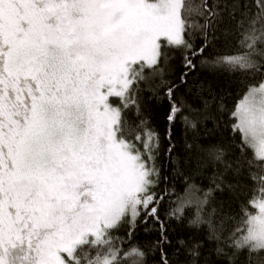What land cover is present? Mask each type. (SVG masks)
Returning a JSON list of instances; mask_svg holds the SVG:
<instances>
[{"label":"snow or ice","instance_id":"1","mask_svg":"<svg viewBox=\"0 0 264 264\" xmlns=\"http://www.w3.org/2000/svg\"><path fill=\"white\" fill-rule=\"evenodd\" d=\"M226 19L244 51L218 49ZM174 53L179 83L164 79ZM146 72L166 88L163 136L143 115ZM197 72L264 76V0H0V264H147L138 244L124 249L115 235L126 228L131 242L139 224L158 233L149 251L161 264H201L206 242L228 264L240 253L264 264V186L250 201L258 213L243 211L232 228L223 205L214 206L253 164L245 147L264 166V81L230 113L240 143L229 159L222 146L199 143V125L213 116L202 95L210 86L189 83ZM182 88L203 106L189 104ZM177 123L185 129L184 170L175 169L182 193L159 163L163 141L169 163H179ZM186 209L205 239H178L171 259V221H184Z\"/></svg>","mask_w":264,"mask_h":264},{"label":"trees","instance_id":"2","mask_svg":"<svg viewBox=\"0 0 264 264\" xmlns=\"http://www.w3.org/2000/svg\"><path fill=\"white\" fill-rule=\"evenodd\" d=\"M221 29L224 30V35H220V39L217 42L218 49L227 52L244 51L242 47L237 44V36L235 32L237 31L234 21L225 20L223 24L220 25ZM259 47V45H258ZM174 59L170 61L169 65L165 68L164 79L179 83V77L181 74V65L179 53H174ZM146 79L142 82L139 92V98L142 103L143 115L147 117L152 125L161 133L163 136L165 129L167 127L166 114L169 108L167 97L165 96L166 88L160 86V77L153 76L150 73H145ZM264 81V76L259 73L256 74H241V73H216L210 74L207 72H197L189 76V83H205L206 86H210L212 95L209 94L208 90H205L202 95L203 98L212 101L209 111L211 112L213 118L205 121L203 124L199 125L202 133V138L199 141L201 146L205 149L210 146L219 145L223 148L229 150V159H232L235 155H238L236 146L240 143V138L238 135L231 131V124L233 120L231 119L230 113L234 110L236 103L242 98V96L247 91L249 85H258L260 82ZM185 93L186 101L193 105L194 107H202L203 103L201 99L194 97L187 93L186 88L181 89ZM155 93V95H154ZM213 95L216 97L213 100ZM223 98L224 110L220 111L218 105L220 104V98ZM187 115L188 113L185 112ZM207 128L210 132H215V135H207L203 133V130ZM173 142L176 144V149L174 150V155L177 157L179 163L178 165L170 164L166 153L163 148H166L167 141H163L162 151L160 155V166L161 174L164 177H168L167 183H170L175 187L177 193H182L184 188L183 179L177 174L176 168L179 167L181 171L184 170L183 159L186 155L184 148L185 143V129L182 123H177L173 129ZM189 142L191 141V133L187 135ZM244 155L247 159L253 160V164L249 167L246 166L238 182L236 183V188L234 191H225L222 196L218 195L217 200L214 204L218 209L223 205L224 215L229 217L224 222L226 228H232L239 219L241 213L246 211L253 215L257 214V208H254L250 201L254 197H259L260 187L264 186L261 183L259 177L264 175V166L261 162L255 158L254 151L250 148L245 147ZM205 173L210 171L209 169L204 170ZM255 176L254 180L252 177ZM199 183V181L197 182ZM165 187V182L162 181L160 189ZM174 199V197H173ZM169 207L167 203V198L165 203L162 205L164 210ZM194 213V209L185 210V220L182 222L171 221V231L169 233L170 239L173 241L172 246H166V251L169 253L171 259H177L173 255L176 241L178 239H186L190 242L193 240L203 241L205 239L206 233L203 230H197L194 227H189L187 224V219L191 218ZM127 229H121L119 232L115 233L116 236L124 240L122 247L127 249L130 247V243L138 244L146 253L147 264H161L160 254L158 250H151L152 243L158 238V233L154 232L149 225L147 228L143 224H139L136 229V233L129 242L126 237ZM215 244L205 243L202 249L201 264L207 262V264H228L227 256H217L215 254ZM178 259L183 260L184 256L181 255ZM258 258H253L254 264ZM233 264H249L248 258L245 253H240L234 259Z\"/></svg>","mask_w":264,"mask_h":264},{"label":"rangeland","instance_id":"3","mask_svg":"<svg viewBox=\"0 0 264 264\" xmlns=\"http://www.w3.org/2000/svg\"><path fill=\"white\" fill-rule=\"evenodd\" d=\"M257 213H258V209H257Z\"/></svg>","mask_w":264,"mask_h":264}]
</instances>
